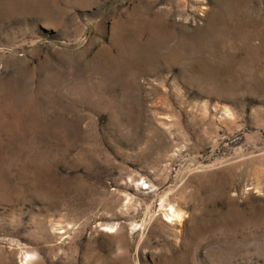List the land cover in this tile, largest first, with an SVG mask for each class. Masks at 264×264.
Listing matches in <instances>:
<instances>
[{
    "label": "rangeland",
    "instance_id": "rangeland-1",
    "mask_svg": "<svg viewBox=\"0 0 264 264\" xmlns=\"http://www.w3.org/2000/svg\"><path fill=\"white\" fill-rule=\"evenodd\" d=\"M0 264H264V0H0Z\"/></svg>",
    "mask_w": 264,
    "mask_h": 264
},
{
    "label": "bare ground",
    "instance_id": "bare-ground-1",
    "mask_svg": "<svg viewBox=\"0 0 264 264\" xmlns=\"http://www.w3.org/2000/svg\"><path fill=\"white\" fill-rule=\"evenodd\" d=\"M166 220L169 222H172L174 220H180V218L182 217L180 211L177 210V208H175V206H170L167 213H166Z\"/></svg>",
    "mask_w": 264,
    "mask_h": 264
}]
</instances>
